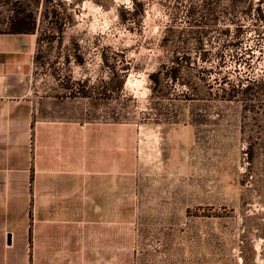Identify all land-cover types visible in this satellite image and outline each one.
<instances>
[{
	"label": "rangeland",
	"instance_id": "374dc122",
	"mask_svg": "<svg viewBox=\"0 0 264 264\" xmlns=\"http://www.w3.org/2000/svg\"><path fill=\"white\" fill-rule=\"evenodd\" d=\"M17 1L39 154L95 237L71 261L264 264V0Z\"/></svg>",
	"mask_w": 264,
	"mask_h": 264
},
{
	"label": "crops",
	"instance_id": "0c3cea01",
	"mask_svg": "<svg viewBox=\"0 0 264 264\" xmlns=\"http://www.w3.org/2000/svg\"><path fill=\"white\" fill-rule=\"evenodd\" d=\"M36 42L0 35V264H74L71 243L85 249L95 237L85 227L82 236L71 233L68 157L45 162L39 154L28 80ZM82 212L76 216L97 214Z\"/></svg>",
	"mask_w": 264,
	"mask_h": 264
},
{
	"label": "trees",
	"instance_id": "16d2710c",
	"mask_svg": "<svg viewBox=\"0 0 264 264\" xmlns=\"http://www.w3.org/2000/svg\"><path fill=\"white\" fill-rule=\"evenodd\" d=\"M18 2H20V0H18L17 1V3ZM259 11V10H258ZM258 18L260 19V20H262V21H264V13L260 10V12L258 13ZM17 26H18V30H19V32L18 33H20V34H25V30H28V32H32V34H35L36 33V29H37V27H36V24L34 23V25H32V27L30 26L29 27V29H27V23H25L24 21L23 22H21V23H18L17 24ZM29 34H31V33H29ZM40 39H38V41H39ZM253 89V87H250L249 86V88L247 89L248 91H250V90H252ZM252 150H253V145L252 144H249V146H248V155H249V157H252ZM262 257L264 258V253L262 254Z\"/></svg>",
	"mask_w": 264,
	"mask_h": 264
}]
</instances>
